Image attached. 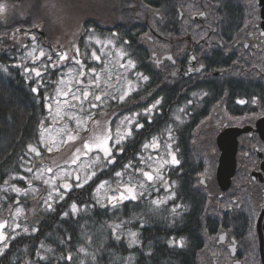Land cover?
Segmentation results:
<instances>
[{
	"label": "trees",
	"instance_id": "16d2710c",
	"mask_svg": "<svg viewBox=\"0 0 264 264\" xmlns=\"http://www.w3.org/2000/svg\"><path fill=\"white\" fill-rule=\"evenodd\" d=\"M0 3L23 6L26 0ZM124 5L116 17L104 21V27L83 18L86 20L80 37L96 31L116 38L134 61L135 73L148 76L123 102L109 103L105 109L107 121L134 111L145 110V114L139 115L130 136L113 150L104 168L81 187L71 186L45 207H34L32 199L17 194L15 189L26 187L29 167L37 166L40 160L48 162L49 153L40 145V133L50 125L59 73L68 62L59 60L58 54L63 52L46 45L48 53L39 64L29 60L22 64L21 55L33 41L31 34L37 27L33 25L37 5L26 16L19 14L18 7L0 18V218L18 205L23 207L22 231L0 250V264H208L202 236L204 192L197 178L207 169L204 156L213 147L215 130L195 128L193 123L202 116L199 113L205 103L210 106L221 99L211 94L203 98V104H190V76L183 77L175 67L160 72L151 61V53H159L152 44L169 45L163 36L174 40L175 35L168 29L190 24L182 3L131 1L129 16L123 13ZM178 5L183 13L181 19L176 11ZM43 28L48 33L47 23ZM157 28H162L160 34ZM150 32L157 33L160 40ZM32 68H37L41 76L31 72ZM33 88L37 91L33 92ZM77 103L73 105L79 106ZM190 106L196 107L194 120H190ZM154 138L174 142L177 163L163 170L168 189L161 186L158 192L161 196L171 190L173 198L160 206H155L151 195L97 203L95 191L100 183L113 179L127 165L137 169L143 145ZM32 149L40 157L34 156ZM128 230L136 233L133 245L125 236Z\"/></svg>",
	"mask_w": 264,
	"mask_h": 264
},
{
	"label": "flooded vegetation",
	"instance_id": "af4514ba",
	"mask_svg": "<svg viewBox=\"0 0 264 264\" xmlns=\"http://www.w3.org/2000/svg\"><path fill=\"white\" fill-rule=\"evenodd\" d=\"M77 1L83 4L82 12L90 9L93 13L83 18H93L100 27L101 20L94 18L99 3L106 19H113L121 4L128 15L131 1L144 0ZM160 1L182 3L190 24L169 28L175 35L174 40L163 36L169 45L152 44L159 52L151 53L154 68L164 72L175 67L183 77L190 76V104L219 95L220 101L201 108L195 128L246 129L237 137L235 169L227 188L216 182V150L204 156L207 169L198 179L202 176L205 181L204 189L199 186L204 192L205 257L208 264H264V141L256 131L258 120L264 117V0ZM176 11L181 19L179 5ZM156 30L160 34L162 28ZM157 33L150 32L160 40ZM142 78L148 80L146 75ZM195 111L190 106V120L195 119Z\"/></svg>",
	"mask_w": 264,
	"mask_h": 264
},
{
	"label": "rangeland",
	"instance_id": "374dc122",
	"mask_svg": "<svg viewBox=\"0 0 264 264\" xmlns=\"http://www.w3.org/2000/svg\"><path fill=\"white\" fill-rule=\"evenodd\" d=\"M64 8L80 25L75 38L58 39L61 34L59 29L47 26L46 33L43 25L37 26L36 29L32 26L31 28L35 30L31 34L33 41L21 55L22 64L29 60L37 65L42 61H39L42 57L39 56V50L43 49L46 54L48 53L46 45L56 52L68 54L65 59L68 63L64 68L61 67L62 71L59 73L50 110V125L44 127L40 133V145L49 153L46 157L48 162L40 160L37 166L29 167L26 187L15 189L17 194L32 199L34 207L49 206L55 198L63 196L71 186L81 187L88 182L111 161L113 150L130 136L131 128L138 122L139 115L145 114V110L134 111L110 117L109 122L107 121L108 113L105 109L109 103L113 101L120 103L128 98L144 81L143 75L139 72L134 73V61L124 47L116 42V38L101 35L96 31H90L80 37L83 20H86L83 16L93 15L90 9L82 12L83 4L77 0H65ZM5 13L0 14V17ZM95 14L94 18H99L104 25L107 17L100 3L99 6H95ZM30 51L38 59L33 60L28 56ZM85 91L89 93L87 97L83 96ZM74 95L80 99H73ZM96 96H100L101 99L96 100ZM74 100L80 105L74 106ZM98 109L100 111H97ZM105 136L108 137L107 145L110 148L108 156L96 146ZM85 143L89 145L88 148H84ZM31 151L34 156L40 157L37 150ZM138 162L137 169L131 164L127 165L125 170L118 172L119 176L115 174L113 179L101 182L95 191V201L100 204L114 201L112 197L119 198L121 193L135 199L151 195L155 206L171 200L173 198L171 190L166 194L162 193L161 196L158 192L161 186H165V190L168 189L163 170L177 163L174 142L156 138L146 142L138 156ZM145 172L151 174V180L144 175ZM129 188L132 189L131 193L128 192ZM22 208V205H18L11 209L8 216L0 218V224L4 225L0 228V233L5 238L0 240V250L10 238L22 231L20 225ZM18 226L20 229H17ZM125 236L131 245L136 243L134 231L128 230Z\"/></svg>",
	"mask_w": 264,
	"mask_h": 264
},
{
	"label": "water",
	"instance_id": "95a60500",
	"mask_svg": "<svg viewBox=\"0 0 264 264\" xmlns=\"http://www.w3.org/2000/svg\"><path fill=\"white\" fill-rule=\"evenodd\" d=\"M153 57L155 55H152ZM167 58H170L169 55H166ZM155 58V57H154ZM74 104H78L77 101H73ZM257 133L261 140L264 141V117L260 118L256 124ZM246 129L241 128H224L215 130L214 143L212 149L216 150L218 153L216 169H215V178L217 185L225 189L230 183V179L234 173L235 169V154L237 150V137L241 134H244ZM209 149L208 153L211 154ZM198 185L204 189L205 181L201 176L197 178Z\"/></svg>",
	"mask_w": 264,
	"mask_h": 264
},
{
	"label": "clouds",
	"instance_id": "9594fccd",
	"mask_svg": "<svg viewBox=\"0 0 264 264\" xmlns=\"http://www.w3.org/2000/svg\"><path fill=\"white\" fill-rule=\"evenodd\" d=\"M64 3L65 0H26L23 6H18L16 3L7 4L6 12H15L20 7L19 14L26 16L31 13L33 5H37L35 20L37 26L47 23L48 27L59 29L61 34L58 39L75 38L80 30V25L74 17L67 14ZM65 42L67 41L65 40Z\"/></svg>",
	"mask_w": 264,
	"mask_h": 264
},
{
	"label": "snow or ice",
	"instance_id": "6c2138e0",
	"mask_svg": "<svg viewBox=\"0 0 264 264\" xmlns=\"http://www.w3.org/2000/svg\"><path fill=\"white\" fill-rule=\"evenodd\" d=\"M6 9H7V4H6V3H0V14L5 13V12H6ZM0 18H2V17H0ZM34 50H35V49H34ZM45 55H46L45 50L40 49V50H39V56H45ZM67 55H68L67 53H64V54H58V56H59V60H60V61H64V60L66 59ZM28 56H30L33 60L38 59V57L35 56V55L33 54L32 51H30V52L28 53ZM49 59H50V57H49ZM77 63H79V61H77ZM31 72H34L35 75H36L37 77L41 76V72H40L37 68H32V69H31ZM32 91H33V92H36L37 89H36V88H33ZM65 95H68V93H65ZM88 95H89V93H88L87 91H85V92L83 93V96H84V97H87ZM73 99H80V97L74 95V96H73ZM95 99H96V100H100L101 97H100V96H96ZM121 99H123V96H121ZM122 138H123V137H121V139H122ZM107 139H108V137L105 136L104 139L100 140V142L96 145L98 148H101V149L103 150L105 156H108V155L110 154V148H109L108 145H107ZM117 143H119V141H117ZM88 147H89V145H88L87 143H85V144H84V148H88ZM173 162H174V163L176 162L174 158H173ZM116 175L119 176L120 173H116ZM144 175H145L149 180L152 179V176H151L150 173L145 172ZM65 186H67V185H65ZM17 191H19V190L17 189ZM131 191H132V189L129 188V189H128V192L131 193ZM126 198H127V197H126L123 193H121L119 199H126ZM133 198H135V197H133ZM112 199L115 200V199H117V198H116V197H112ZM73 207L75 208V205H73ZM3 227H4V225L0 224V228H3ZM133 235H135V234H133ZM4 239H5V238H4L3 234L0 233V240H4ZM5 246H6V245H5Z\"/></svg>",
	"mask_w": 264,
	"mask_h": 264
}]
</instances>
